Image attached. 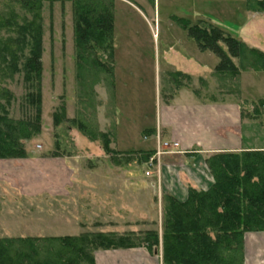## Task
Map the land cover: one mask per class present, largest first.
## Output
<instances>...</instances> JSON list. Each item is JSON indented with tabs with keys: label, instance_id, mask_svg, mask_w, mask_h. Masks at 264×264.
<instances>
[{
	"label": "rangeland",
	"instance_id": "rangeland-1",
	"mask_svg": "<svg viewBox=\"0 0 264 264\" xmlns=\"http://www.w3.org/2000/svg\"><path fill=\"white\" fill-rule=\"evenodd\" d=\"M36 1L41 7L40 126L35 135L23 142L25 155L22 158L0 159V238L48 240L50 230L52 234L69 231L72 224L61 221L65 219L63 205H70L66 202L71 200L82 205L86 199L74 198L77 192L70 190L68 195L57 192V197L52 199L55 201L49 202L46 196L49 191L46 190L48 186L60 189L62 185L95 184L97 177H85V174L96 167L101 171H132L133 176L129 174L132 183H142L148 188L149 191L145 192L134 191V232L126 233L140 239L145 233L157 229V220L163 215V195L168 194L162 190L166 180L161 178L159 190L157 176L145 174L149 171L146 163L154 155L144 162L141 161L142 155L124 153L116 157L115 160L120 161L115 162L101 151L102 137L99 133L112 136L109 77L98 70L95 79L99 84L93 87V69L84 66L81 71L77 70L72 0ZM259 5L264 6V0H114L113 57L118 132L114 130L113 141L118 146L111 147L115 150L152 148L151 139L144 138L142 133L143 127L155 125L164 102L163 74L160 75L159 86L154 74L158 59L162 63V52L173 47L172 50L181 49L208 66L218 64L215 54L197 49L195 41L187 34L185 20L192 24L202 18L212 20L239 40L246 37L248 47L264 52V8ZM30 19L31 15L15 0H0V50L16 38V29L23 20ZM21 53L15 56L17 70L3 71L0 63V103L4 105L8 99V117L16 121L26 119L30 114L26 104L29 89L22 71L27 50ZM2 55L4 60L11 59L5 51ZM246 67L248 70H241L244 73L236 77L215 74L213 88H207L208 80H199L198 88L207 98L213 90L210 97L222 98L226 93L238 97L243 118L248 122L250 115L256 114L259 120L255 124H260L264 131V72L252 71L248 64ZM88 72L92 73L89 77ZM94 88L97 96L93 99ZM100 103L104 105L97 109ZM54 116L59 122H55ZM79 124L84 127V132L78 129ZM92 137L101 139L90 145L87 141ZM261 142L264 143V139ZM157 158L155 156L153 160L151 174L158 175L161 169V161ZM171 162L176 163L177 168L180 165V161L173 158L163 160L165 164ZM119 180L116 175L107 183L118 185ZM121 183L124 184L125 180ZM135 189L138 188L135 186ZM111 203L104 211L108 215L106 219L108 223L113 221L119 226V221L125 218V210L115 209ZM140 205H143L142 209ZM140 210H143L144 218H140ZM86 220L83 233H96L93 222L98 220L97 217H86ZM141 221H144L143 226ZM108 223L105 225L109 226Z\"/></svg>",
	"mask_w": 264,
	"mask_h": 264
},
{
	"label": "trees",
	"instance_id": "trees-1",
	"mask_svg": "<svg viewBox=\"0 0 264 264\" xmlns=\"http://www.w3.org/2000/svg\"><path fill=\"white\" fill-rule=\"evenodd\" d=\"M15 2L31 19L23 20L16 29V38L0 50L11 58L4 60L2 55L0 63L3 71L17 70L15 56L27 50L22 71L29 89L26 104L30 114L26 119L13 120L6 109L8 99L4 105L0 103V159L25 155L23 142L39 131L41 117V7L36 0ZM113 4L114 0H72L76 67L79 71L84 66L93 69V87L98 70L109 78L112 75ZM185 24L188 36L199 50L209 51L219 59L214 68L216 75L236 77L241 70H248L247 64L252 71H264V52L248 47L212 20L202 18L194 24L185 20ZM248 58L251 59L246 63ZM94 96L93 91V99ZM55 122L59 121L55 119ZM78 129L84 132L81 124ZM99 134L102 139L89 140L101 139L102 150L112 160L121 156L110 148L109 135ZM130 154L142 155L144 162L154 155L141 151ZM204 162L213 179L208 189L189 187L184 202L163 195V264H242L243 235L264 232V150L212 153ZM133 237L85 233L48 240L0 238V264H94L93 253L98 249L132 248L141 244L150 251L159 248L155 231L145 233L140 239Z\"/></svg>",
	"mask_w": 264,
	"mask_h": 264
},
{
	"label": "crops",
	"instance_id": "crops-1",
	"mask_svg": "<svg viewBox=\"0 0 264 264\" xmlns=\"http://www.w3.org/2000/svg\"><path fill=\"white\" fill-rule=\"evenodd\" d=\"M243 42L247 44L246 37ZM195 44L199 50L196 42ZM172 48L169 47L166 52H162V63H159L158 59V63L154 66V74L156 80L158 79V86L161 83L160 75L161 73L163 74L162 90L164 102L159 110L155 125L153 127H143L142 134L144 138L151 139L149 141L152 143V148L148 150H134L131 148H117L115 150L111 147V145H117L113 139L115 131L118 132L116 122L117 108L115 106L117 89L114 73L115 59L113 57L112 75L107 83L109 92H111L109 120L112 136L109 134V137L110 148L121 153V155L140 151L152 152L155 155L159 143H177L178 148L172 149L171 153L162 154L157 158L161 161V169L158 175L154 173L150 177L153 175L157 176L158 180H156V183L159 182L157 183L159 190L161 189L159 187L161 178L166 180L162 190L178 201L184 202L187 198V189L189 187L206 190L213 183V179L210 177L206 165H204L206 155L243 150H264V143L261 142V139H264V131L261 129L262 126L260 124H255L259 120L256 114L250 115L248 122L243 118L242 106L238 97L236 98L229 93H226L222 98L210 97L213 95L214 90L209 95V98L205 94H201L198 88L199 80H208V89L215 87V67L208 66L196 57L185 54L181 49L172 50ZM240 73L244 72L240 71ZM98 84L97 82L95 87ZM96 94L97 92L94 88V95L97 96ZM103 105L100 103L97 109L99 107L102 108ZM117 142H119L118 139ZM87 143L93 145L97 141L88 140ZM123 143H126V140ZM154 158L153 156L150 160L152 159L153 161L155 160ZM165 158H173L180 161L179 167L177 168L176 163L173 162L169 164L163 163ZM148 163H146L147 166ZM129 174L133 176V172L126 169L101 171L94 167L88 170L85 177L86 175L97 177L95 178L96 180L93 179L96 181L95 184L79 183L75 187L62 185L60 189L49 188L48 186L46 191H49V195L46 196L49 197V202L57 197L55 194H58L59 191L68 195L70 190L77 192L74 198L89 200L87 203L85 200L82 205L74 200L66 202L72 205H63L64 212L62 215L65 216V219L61 221L66 224H72L73 228H70L67 232H54L53 234L50 230L49 238L85 234L83 230L87 223L86 217L91 216L98 219L93 222V228H97V231H94L96 233L127 235V232H134V191L145 192L149 190L143 187L142 183H132V177ZM116 175L120 177L118 185H112L111 182L107 183V181L113 180ZM123 180H125L124 184L121 183ZM135 186L138 189H135ZM109 202H112L110 205L113 208L125 210V218L123 220L121 217L119 226L113 221L108 223L106 219L108 215H105L104 211ZM140 207L142 209L143 205H140ZM69 208H72V210L69 211ZM140 212L142 215L140 218H144L143 210H140ZM141 222V226H143L144 221ZM145 222L147 223V221ZM51 223L49 221V224ZM107 223L109 226H106ZM157 225L155 231L159 237L158 249L150 251L142 244L132 248L98 249L93 253L94 264H163L161 245L162 217L157 220ZM209 236L211 238L214 237L213 233H209ZM242 264H264V232H247L243 235Z\"/></svg>",
	"mask_w": 264,
	"mask_h": 264
},
{
	"label": "built area",
	"instance_id": "built-area-1",
	"mask_svg": "<svg viewBox=\"0 0 264 264\" xmlns=\"http://www.w3.org/2000/svg\"><path fill=\"white\" fill-rule=\"evenodd\" d=\"M178 148V144L177 143H170V142H161L159 143L157 149H156V152H155V155L154 157H159L160 155L162 154H165V153H171L172 152V149H176ZM153 161L152 159L149 161L148 163V168H149V171H146L145 174L147 176H150V174L152 173L151 172V169H154V166H153Z\"/></svg>",
	"mask_w": 264,
	"mask_h": 264
}]
</instances>
